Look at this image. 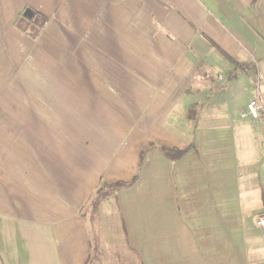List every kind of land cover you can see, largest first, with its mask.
<instances>
[{
    "label": "crops",
    "instance_id": "crops-1",
    "mask_svg": "<svg viewBox=\"0 0 264 264\" xmlns=\"http://www.w3.org/2000/svg\"><path fill=\"white\" fill-rule=\"evenodd\" d=\"M20 70L42 79L0 111V264H222L264 209V113L241 117L264 0H0V82Z\"/></svg>",
    "mask_w": 264,
    "mask_h": 264
},
{
    "label": "rangeland",
    "instance_id": "rangeland-1",
    "mask_svg": "<svg viewBox=\"0 0 264 264\" xmlns=\"http://www.w3.org/2000/svg\"><path fill=\"white\" fill-rule=\"evenodd\" d=\"M40 16V24L42 23L43 20H45L43 15ZM15 26L23 31L24 33L28 34L32 39L35 41L36 37L39 34V31L37 29H32L28 27V23L24 21L21 17H18L16 21L14 22ZM39 24V25H40ZM32 29V30H31ZM20 73L23 74V77L20 78ZM13 77L15 78V81L20 80L19 82H0V111H7L8 107L12 103H10L8 100H13L14 102L17 101V106L21 105L23 107L25 99V85L32 84L34 83H39L41 82V74L39 72H35V74L31 76H27L25 71H14L13 76H12V81L14 80ZM11 78V77H10ZM14 107V105L12 104ZM26 106L27 102H26ZM23 110V109H22ZM4 116V113L1 115ZM2 120H9L8 118H2L0 119V122ZM19 121L23 122L21 119H18ZM0 126H2L0 124ZM33 130L32 134L30 133L31 136L28 135H22L19 136L21 138V141H24L26 143L28 142H33V141H41V140H36L37 138H40V134H35L39 133L40 129H42V120L37 119L33 120L32 123ZM1 137V136H0ZM9 135L6 138V141H8ZM23 142V143H24ZM260 155V153H259ZM105 185V184H103ZM102 185V186H103ZM100 186V187H102ZM228 184H225V187L227 188ZM230 191H226V195H228ZM231 194V193H230ZM89 209L90 206L87 207L86 212L89 214ZM264 210V209H262ZM260 210V211H262ZM253 214H242L241 217V224H238L236 222H226L225 223V231L224 235H231L234 239L236 238L238 232H239V227H240V234H239V240L238 245L236 246H231L230 252L226 254L225 256V261L222 264H264V234L260 231L259 228L255 226V220L258 212ZM95 233V232H94ZM237 244V243H236ZM89 262V260H88Z\"/></svg>",
    "mask_w": 264,
    "mask_h": 264
},
{
    "label": "trees",
    "instance_id": "trees-1",
    "mask_svg": "<svg viewBox=\"0 0 264 264\" xmlns=\"http://www.w3.org/2000/svg\"><path fill=\"white\" fill-rule=\"evenodd\" d=\"M165 154L168 155L172 159L179 158L181 155L184 154V151L180 152H173L171 150H164ZM135 181V178H133L130 181H117L114 183L105 184L102 187H99L92 200L90 201V209L88 214V220L90 222V225H93L95 215L97 214L99 204L102 200H104L107 197L114 196L116 192L124 187L130 186ZM91 233H94V230H91Z\"/></svg>",
    "mask_w": 264,
    "mask_h": 264
},
{
    "label": "built area",
    "instance_id": "built-area-1",
    "mask_svg": "<svg viewBox=\"0 0 264 264\" xmlns=\"http://www.w3.org/2000/svg\"><path fill=\"white\" fill-rule=\"evenodd\" d=\"M214 74L218 80L222 79V76L219 73L215 72ZM263 113L264 105L258 98H256L247 103L245 111L241 113V117L249 116L252 119H258ZM255 224L264 234V210L257 214Z\"/></svg>",
    "mask_w": 264,
    "mask_h": 264
},
{
    "label": "water",
    "instance_id": "water-1",
    "mask_svg": "<svg viewBox=\"0 0 264 264\" xmlns=\"http://www.w3.org/2000/svg\"><path fill=\"white\" fill-rule=\"evenodd\" d=\"M25 15H26L27 17H29V18L32 17V13H31L30 11H28V10L25 12L24 16H25Z\"/></svg>",
    "mask_w": 264,
    "mask_h": 264
}]
</instances>
